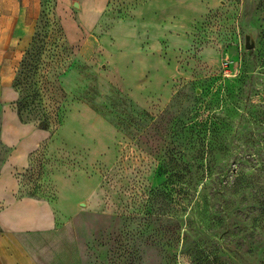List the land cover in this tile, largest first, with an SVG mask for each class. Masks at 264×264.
I'll use <instances>...</instances> for the list:
<instances>
[{"label":"rangeland","instance_id":"rangeland-1","mask_svg":"<svg viewBox=\"0 0 264 264\" xmlns=\"http://www.w3.org/2000/svg\"><path fill=\"white\" fill-rule=\"evenodd\" d=\"M11 89L50 134L15 173L59 207L33 264H264V0H108L89 32L42 0Z\"/></svg>","mask_w":264,"mask_h":264},{"label":"crops","instance_id":"crops-1","mask_svg":"<svg viewBox=\"0 0 264 264\" xmlns=\"http://www.w3.org/2000/svg\"><path fill=\"white\" fill-rule=\"evenodd\" d=\"M41 2L0 0V143L8 150L0 167V260L3 264H33L21 237L51 230L57 222L54 211L59 210L47 199L19 196V181L15 175L16 171L30 167L33 156L50 136L33 124L20 122L13 105L17 95L11 89L13 67L31 42L41 13ZM57 2L65 6L71 4L77 9L81 28L89 32L108 0ZM52 150L51 143L47 145L43 157H49ZM52 179L58 183L62 176L55 175Z\"/></svg>","mask_w":264,"mask_h":264},{"label":"water","instance_id":"water-1","mask_svg":"<svg viewBox=\"0 0 264 264\" xmlns=\"http://www.w3.org/2000/svg\"><path fill=\"white\" fill-rule=\"evenodd\" d=\"M76 6L75 4L73 5ZM244 47L246 50H251L255 46V42L253 41V37L251 35H245L244 36Z\"/></svg>","mask_w":264,"mask_h":264}]
</instances>
